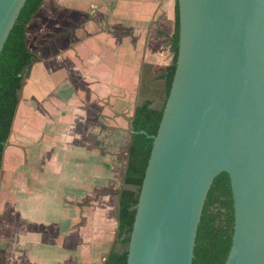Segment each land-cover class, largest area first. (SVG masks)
<instances>
[{"label": "crops", "instance_id": "crops-1", "mask_svg": "<svg viewBox=\"0 0 264 264\" xmlns=\"http://www.w3.org/2000/svg\"><path fill=\"white\" fill-rule=\"evenodd\" d=\"M175 0H42L0 159V264H102L134 107L159 108Z\"/></svg>", "mask_w": 264, "mask_h": 264}, {"label": "water", "instance_id": "water-1", "mask_svg": "<svg viewBox=\"0 0 264 264\" xmlns=\"http://www.w3.org/2000/svg\"><path fill=\"white\" fill-rule=\"evenodd\" d=\"M26 0H0V51ZM175 67L125 264H191L213 179L228 177L223 264H264V0H176ZM140 134H144L142 131Z\"/></svg>", "mask_w": 264, "mask_h": 264}, {"label": "trees", "instance_id": "trees-1", "mask_svg": "<svg viewBox=\"0 0 264 264\" xmlns=\"http://www.w3.org/2000/svg\"><path fill=\"white\" fill-rule=\"evenodd\" d=\"M42 0H26L0 51V159L8 138L20 90L30 65L36 61L25 48L24 29L41 6ZM177 3L174 5V29L166 45L170 62L161 75L163 99L159 108L148 100L136 104L130 122V136L117 191L116 230L110 250L102 264H125L135 204L152 140L172 80L177 51ZM142 131L144 134H140ZM232 201L228 177L218 174L212 181L201 207L195 230L191 264H223L231 242Z\"/></svg>", "mask_w": 264, "mask_h": 264}]
</instances>
